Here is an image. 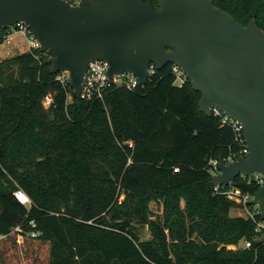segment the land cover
<instances>
[{
	"label": "trees",
	"instance_id": "1",
	"mask_svg": "<svg viewBox=\"0 0 264 264\" xmlns=\"http://www.w3.org/2000/svg\"><path fill=\"white\" fill-rule=\"evenodd\" d=\"M213 5L264 32V0ZM8 35L0 30V45ZM50 65L39 49L0 63V264H264L260 214L231 217L237 205L222 194L258 187L239 176L214 191L209 161L239 148L199 111L187 78L176 85L168 64L143 86L86 100ZM240 241L249 247L229 249Z\"/></svg>",
	"mask_w": 264,
	"mask_h": 264
},
{
	"label": "water",
	"instance_id": "2",
	"mask_svg": "<svg viewBox=\"0 0 264 264\" xmlns=\"http://www.w3.org/2000/svg\"><path fill=\"white\" fill-rule=\"evenodd\" d=\"M0 0V30L22 23L51 59L50 72H65L73 96L92 61L108 64L107 76L131 74L146 84L151 65L177 66L199 111L215 107L242 127L248 153L226 165L218 158L213 186H234L239 176L264 177V32L254 20L240 26L214 0ZM264 221V188L253 193Z\"/></svg>",
	"mask_w": 264,
	"mask_h": 264
},
{
	"label": "built area",
	"instance_id": "3",
	"mask_svg": "<svg viewBox=\"0 0 264 264\" xmlns=\"http://www.w3.org/2000/svg\"><path fill=\"white\" fill-rule=\"evenodd\" d=\"M71 6H76L80 0H63ZM9 35L5 38L4 42L9 43V36L11 34H22L27 40V49L36 50L39 49V43L35 37L27 30L26 26L22 23H17L7 29ZM171 72L175 77V84L181 86L186 77L182 71L175 65H171ZM155 68L153 65L150 66L148 72L150 76L154 72ZM108 64L104 61H92L88 64L86 72L82 80V88L80 92V98L86 100H102L107 90L112 86H124L128 90H133L138 87L137 79L128 73L113 76L112 81L107 76ZM68 73L61 72V76L58 79L64 81V76ZM50 97L47 96L43 100V105L46 107L50 103ZM211 116L214 117L221 127L230 128L233 133L234 143L238 146V152L231 154L226 159H222L224 165L233 162L237 156H245L248 153L247 147L245 146L242 127L239 123L226 116L223 112L215 107L210 108ZM208 172L211 176L219 173L218 161L210 160L208 163ZM254 183L258 188H264V177L258 173H254ZM220 186H214V191L218 192ZM229 200L237 205L243 206L249 213V218L253 219L255 215L260 214L259 207L253 204V194L245 193L242 194L239 190L231 187L227 191L222 192ZM13 196L16 200L23 203L24 205L29 204L28 198L21 190L13 192ZM252 213V214H251ZM18 230V228H16ZM256 231L264 233V221L256 223ZM31 237L35 238V233L30 234ZM21 240V237L18 238ZM249 243H245L246 247H249Z\"/></svg>",
	"mask_w": 264,
	"mask_h": 264
},
{
	"label": "rangeland",
	"instance_id": "4",
	"mask_svg": "<svg viewBox=\"0 0 264 264\" xmlns=\"http://www.w3.org/2000/svg\"><path fill=\"white\" fill-rule=\"evenodd\" d=\"M251 21V20H250ZM249 21V22H250ZM248 25V24H247ZM9 43L4 42L3 45H0V63L23 52L28 51L27 49V40L22 34H11L9 36ZM3 67V66H2ZM0 66V68L2 69ZM2 70L5 71L3 68ZM13 71V70H12ZM7 73V71H5ZM64 80L69 81V75L64 76ZM218 174V173H217ZM216 175V174H215ZM214 176V175H213ZM123 196L120 198L122 200ZM27 205V204H26ZM237 205V204H236ZM149 209L151 213L156 216L160 214V205H157L155 203L149 204ZM249 213L247 212V209L243 206L237 205L232 210H230L229 215L231 217H249ZM252 214V213H251ZM134 229L136 230V234L140 240H147L149 239V232L147 230L146 225H137L133 223ZM264 238L263 236H259L256 240ZM241 248H248L245 246L244 241H240L237 246L229 247V249L235 250V249H241Z\"/></svg>",
	"mask_w": 264,
	"mask_h": 264
},
{
	"label": "crops",
	"instance_id": "5",
	"mask_svg": "<svg viewBox=\"0 0 264 264\" xmlns=\"http://www.w3.org/2000/svg\"><path fill=\"white\" fill-rule=\"evenodd\" d=\"M3 45V44H2Z\"/></svg>",
	"mask_w": 264,
	"mask_h": 264
}]
</instances>
